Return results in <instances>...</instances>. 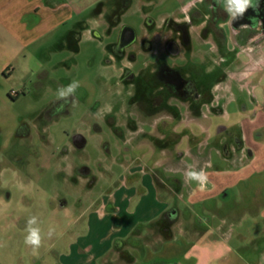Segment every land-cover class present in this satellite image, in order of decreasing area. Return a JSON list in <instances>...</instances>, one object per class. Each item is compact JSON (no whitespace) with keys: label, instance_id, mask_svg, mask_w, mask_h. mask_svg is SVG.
<instances>
[{"label":"rangeland","instance_id":"374dc122","mask_svg":"<svg viewBox=\"0 0 264 264\" xmlns=\"http://www.w3.org/2000/svg\"><path fill=\"white\" fill-rule=\"evenodd\" d=\"M53 1L64 0H0V264H49L57 254L56 243L67 236L91 200L103 198L126 172L128 164L120 161H170L176 151L187 149L180 165L171 160L167 166L177 171L164 168L167 179L186 182L184 173L197 153L194 146L201 142L203 156L209 155L215 170L228 171L234 186L228 198L215 196L201 207L194 206L195 198L202 195L198 185L186 182L198 196L192 199L186 189L178 203L191 206L192 219L213 236L184 259L179 256L166 264H262L264 34L252 32V41L230 55H218L208 47L210 57L202 65L206 80L202 86L207 89L201 90L203 97L194 102L166 96V111L148 117L119 99L125 101V95L111 80L113 71L104 66L106 47L115 39L106 36L105 27L96 29L102 38L80 34L74 50L63 43L65 34L90 18L98 1L106 0H88V10L81 16H73L71 9L67 15L57 11L67 2L48 9ZM187 1L159 0L153 16L178 12ZM127 12L122 23L140 33L139 3L133 1ZM95 23L91 24L95 27ZM190 62L202 64L198 56L175 60L183 66ZM73 80L80 82L75 96L58 99L56 90ZM78 133L88 139L84 149L72 144ZM226 144L235 157L229 165L219 163ZM31 215L40 218L45 234L35 255L24 243ZM221 229L227 240L218 234ZM137 254L145 256L146 248ZM156 262L141 259L137 264Z\"/></svg>","mask_w":264,"mask_h":264},{"label":"crops","instance_id":"0c3cea01","mask_svg":"<svg viewBox=\"0 0 264 264\" xmlns=\"http://www.w3.org/2000/svg\"><path fill=\"white\" fill-rule=\"evenodd\" d=\"M64 2H67V5L59 7L57 9L59 13L64 12L67 15L71 9L73 16H81L88 10V0L53 1L48 3V9L62 6ZM76 3H80L78 4L80 6L72 8ZM118 3L119 0L98 1L94 14L77 22L73 30L65 34L63 43H67L68 47L72 46L73 50L74 44L75 48H78L77 35L85 33L91 35L90 31L106 22L105 19L110 17ZM102 9L106 11L101 13ZM34 11L37 12L38 8L35 7ZM96 21L100 22L96 24ZM85 23L89 26L85 27ZM91 23H95L96 26ZM202 145L201 142L194 146L197 153L195 157L191 156L193 158L191 165L204 168L208 175L205 190H200L202 195L195 198L194 206L201 207L204 203L211 204L215 196L228 198V192L234 186V179L228 171L215 170L209 155L203 156ZM224 146L227 150L219 156V163L233 164L235 157L228 152V145ZM186 150L176 151V158L169 160H173L175 166L180 165L186 156ZM167 160L163 158L145 162L135 159L130 163L120 161L121 165L128 164L126 172L115 179L103 198L91 200L84 213L68 228L67 236L60 243H56L57 254L50 257L49 264H137L141 259H146L147 262L157 260V264L173 263L172 259H178L179 256L180 260L184 259L198 244L213 236L208 232V228L192 219L190 214L192 209H189L191 206L182 207L178 203L177 198L181 197L186 189L192 199L198 196V193L189 190L188 183L180 178H166V171H177V168L167 169L170 162ZM241 164L244 165V162ZM158 172L161 173L160 177L156 175ZM241 182L242 180L239 181ZM251 200L254 198L251 197ZM255 204V202L253 205L250 204L251 209H254ZM209 207L214 212L213 207L210 205ZM218 234L227 240V232H222L221 229ZM143 247L146 248V254L140 257L137 253L142 251ZM168 252L173 253L171 254L173 256Z\"/></svg>","mask_w":264,"mask_h":264},{"label":"flooded vegetation","instance_id":"af4514ba","mask_svg":"<svg viewBox=\"0 0 264 264\" xmlns=\"http://www.w3.org/2000/svg\"><path fill=\"white\" fill-rule=\"evenodd\" d=\"M133 1L139 3L142 11L140 33L122 23ZM158 4L159 0H119L106 22L96 28L105 27L106 36L115 38L106 47L104 66L113 71L111 80L125 95L126 100L119 97L120 101L134 111H145L148 117L154 111H166V96L194 102L203 97L201 90L207 89L202 86L206 82L202 65L210 57L208 47L215 48L213 53L218 55H230L252 41L249 39L252 32L254 36L264 34V0L231 24L222 2L217 0H189L178 12L155 17ZM96 29L90 31L91 36L102 38ZM185 55L193 59L198 56L202 64H192V59L187 66L175 63ZM133 115L138 122V115ZM96 129L102 131L98 126ZM72 144L83 149L88 139L78 133Z\"/></svg>","mask_w":264,"mask_h":264},{"label":"clouds","instance_id":"9594fccd","mask_svg":"<svg viewBox=\"0 0 264 264\" xmlns=\"http://www.w3.org/2000/svg\"><path fill=\"white\" fill-rule=\"evenodd\" d=\"M217 2H222L226 13L230 17V24L237 18L243 17L249 8L255 10L259 6V0H217ZM79 87L80 82L73 80L68 85L58 88L56 90V96L58 99L66 101L75 96ZM184 176L186 182H195L201 191L205 190L208 184V175L202 167L197 168L195 165H188ZM21 187L23 186L21 185ZM41 224L42 221L37 215H31L27 219L24 243L31 247L34 255L38 253L45 239ZM52 234V229H49L47 236L51 237ZM261 262L264 264V256L261 257Z\"/></svg>","mask_w":264,"mask_h":264}]
</instances>
